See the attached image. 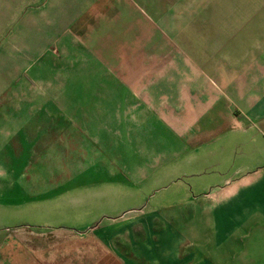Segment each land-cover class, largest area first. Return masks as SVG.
<instances>
[{
    "label": "crops",
    "instance_id": "crops-1",
    "mask_svg": "<svg viewBox=\"0 0 264 264\" xmlns=\"http://www.w3.org/2000/svg\"><path fill=\"white\" fill-rule=\"evenodd\" d=\"M0 18L68 78L67 116L25 118L69 121L53 140L69 176L24 204L66 192L86 213L120 189L145 206L4 238L0 264H264V0H0Z\"/></svg>",
    "mask_w": 264,
    "mask_h": 264
},
{
    "label": "rangeland",
    "instance_id": "rangeland-1",
    "mask_svg": "<svg viewBox=\"0 0 264 264\" xmlns=\"http://www.w3.org/2000/svg\"><path fill=\"white\" fill-rule=\"evenodd\" d=\"M13 25L0 36V247L4 238L13 240L9 244L13 247H18L21 238L26 237L35 244L37 226L82 227L72 219L78 207L68 208L66 192L55 199L51 198L54 200L52 205L50 198L49 205L46 202L24 204L27 194L33 199L44 191L65 185L69 176L67 171H62L63 162L66 164V151H61L63 145L54 146L53 141L60 130L69 131L70 126H64L69 121L57 119L41 123L25 118L51 112L49 106L53 101L59 104V110H55L67 116L68 78L47 76L46 67L39 69L37 63L23 59L19 51L20 44H14L18 40H10L7 45L8 40H4V36H13L18 23ZM31 49L35 50V47ZM49 62L43 61L39 66H46ZM76 97V101L84 104L85 101L81 99L83 94H76ZM20 117L24 118L11 119ZM77 128L82 131L85 126L78 124ZM54 150L60 156L54 155ZM114 152L115 149L109 150L111 154ZM105 190L98 197L101 199L95 198L99 201L87 206L89 211H79L85 219L82 225H92L94 222L91 218L101 214L102 217H116L131 208L137 209L130 212L145 211L144 205L130 202L120 189ZM14 255L10 249H0L1 262L13 259Z\"/></svg>",
    "mask_w": 264,
    "mask_h": 264
}]
</instances>
